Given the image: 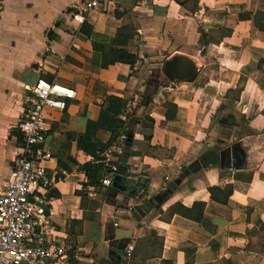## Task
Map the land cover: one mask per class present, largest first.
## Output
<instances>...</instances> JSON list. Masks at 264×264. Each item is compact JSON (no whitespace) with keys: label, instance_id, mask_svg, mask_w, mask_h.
Wrapping results in <instances>:
<instances>
[{"label":"crops","instance_id":"1","mask_svg":"<svg viewBox=\"0 0 264 264\" xmlns=\"http://www.w3.org/2000/svg\"><path fill=\"white\" fill-rule=\"evenodd\" d=\"M89 1L0 0V194L42 79L76 91L44 114L50 209L68 248L55 264H230L252 253L264 236V0H97L79 24ZM113 51L138 60L111 65ZM178 59L195 75L169 77ZM109 127L116 140L95 151ZM89 164L105 168L96 185Z\"/></svg>","mask_w":264,"mask_h":264},{"label":"built area","instance_id":"2","mask_svg":"<svg viewBox=\"0 0 264 264\" xmlns=\"http://www.w3.org/2000/svg\"><path fill=\"white\" fill-rule=\"evenodd\" d=\"M97 7V0L85 3V10L74 15L75 21L83 24L84 13ZM30 91L33 97L16 127L22 143L0 194V264H55L68 253L63 240L55 235L50 209L48 195L55 182L47 175L51 155L45 149L48 136L44 114L49 108L66 110L76 91L42 79ZM118 170L112 167L102 185L111 187Z\"/></svg>","mask_w":264,"mask_h":264},{"label":"trees","instance_id":"3","mask_svg":"<svg viewBox=\"0 0 264 264\" xmlns=\"http://www.w3.org/2000/svg\"><path fill=\"white\" fill-rule=\"evenodd\" d=\"M112 61L109 63L111 65L117 64V63H123V64H129L133 65L138 58L132 55H129L126 51H113L112 52ZM107 67V65H106ZM112 105V110L115 113H119L122 109V101L117 98H112L110 101ZM110 128V127H109ZM111 132L113 133L114 137L112 138V141L107 145H102L98 143H92V147L95 151H105L108 149L112 143L116 140L115 131L110 128ZM87 177L90 181V184L96 185L103 177V172L105 171V168L103 165H97L94 166L92 164L86 165L85 167ZM121 174L125 175L127 171L121 169L119 171ZM105 174V173H104ZM262 230L264 231V225L262 227Z\"/></svg>","mask_w":264,"mask_h":264},{"label":"rangeland","instance_id":"4","mask_svg":"<svg viewBox=\"0 0 264 264\" xmlns=\"http://www.w3.org/2000/svg\"><path fill=\"white\" fill-rule=\"evenodd\" d=\"M249 248L252 253L237 255L232 261H229L230 264H260L262 256H264V236H254L253 244Z\"/></svg>","mask_w":264,"mask_h":264},{"label":"water","instance_id":"5","mask_svg":"<svg viewBox=\"0 0 264 264\" xmlns=\"http://www.w3.org/2000/svg\"><path fill=\"white\" fill-rule=\"evenodd\" d=\"M195 73V66L184 59L169 62L166 66V74L169 77H189L195 75Z\"/></svg>","mask_w":264,"mask_h":264}]
</instances>
